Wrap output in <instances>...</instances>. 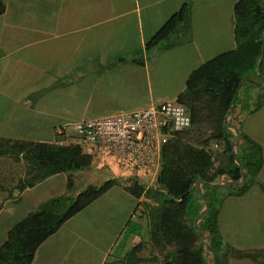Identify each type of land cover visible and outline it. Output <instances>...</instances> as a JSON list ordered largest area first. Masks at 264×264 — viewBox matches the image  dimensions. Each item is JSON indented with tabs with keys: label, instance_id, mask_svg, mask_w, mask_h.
I'll return each instance as SVG.
<instances>
[{
	"label": "crops",
	"instance_id": "obj_1",
	"mask_svg": "<svg viewBox=\"0 0 264 264\" xmlns=\"http://www.w3.org/2000/svg\"><path fill=\"white\" fill-rule=\"evenodd\" d=\"M0 1L3 139L53 142L56 126L81 121L70 117L85 120L175 101L193 69L235 45L232 6L237 0ZM183 5L188 8V28H178L147 53L145 43ZM135 56H141L142 65L131 62ZM257 78L253 80H261ZM252 85L239 84L238 95L248 103L259 97V107L244 112L236 105L228 121L258 145L261 164L241 194L218 187L216 226L223 264H264L260 258L229 254L234 250L264 256V85ZM70 137L65 135L63 143ZM250 152L238 139L236 153ZM156 174L95 157L88 168L53 174L11 198L0 195V243L17 220L43 201L115 180L45 238L29 264H161L173 248L150 241V215L161 202L153 192ZM131 179L143 188L138 198L123 188ZM192 199L196 201L194 191Z\"/></svg>",
	"mask_w": 264,
	"mask_h": 264
},
{
	"label": "trees",
	"instance_id": "obj_2",
	"mask_svg": "<svg viewBox=\"0 0 264 264\" xmlns=\"http://www.w3.org/2000/svg\"><path fill=\"white\" fill-rule=\"evenodd\" d=\"M2 12L3 4L0 1V14ZM232 15L234 47L204 61L189 73L175 101L189 114L190 125L187 129L171 133L160 148L153 192L161 197V202L150 215L149 236L151 244L159 248L165 245L173 248L172 253L163 255L161 264H212L210 254L192 227L193 220L203 206L194 188L195 181L202 178L205 182L213 183L221 176L237 181L240 177L239 168L230 155L229 143L233 134L222 125V121L230 104V113L236 105L244 112H253L260 105L259 97L248 103L239 97L237 89L244 76L258 79L254 72L257 62L258 72L264 76V54L258 61L261 31L264 29V0H237L232 6ZM180 27L188 28L187 5H183L164 22L145 43V51L148 53L159 42L167 40ZM130 60L133 64L142 65L141 56ZM241 85L253 86L246 78L242 79ZM234 126L238 130L239 139L245 141L251 149L247 156L236 153L246 180L241 188H232L230 191L241 194L249 187L250 180L260 168V149L239 132L238 125ZM211 143H215L217 149H213ZM0 156L11 157L23 164L24 173L17 178L13 187L17 192L53 174L85 169L91 163V156L73 142L57 144L0 138ZM115 183V180H106L98 186H85L73 196L61 194L43 201L7 230L0 243V264H29L36 247L45 238ZM70 184L67 178V189ZM260 186L264 189L262 184ZM201 187L209 206L198 223V229L215 252L216 264H223L218 255L221 241L216 226L217 207L221 200L219 188ZM123 188L133 198H138L143 192L142 186L134 179L129 180ZM193 191L195 202L192 199ZM136 248L133 247L131 252ZM229 254L253 261L262 255L260 252L234 250L229 251ZM130 264L137 263L135 261Z\"/></svg>",
	"mask_w": 264,
	"mask_h": 264
},
{
	"label": "built area",
	"instance_id": "obj_3",
	"mask_svg": "<svg viewBox=\"0 0 264 264\" xmlns=\"http://www.w3.org/2000/svg\"><path fill=\"white\" fill-rule=\"evenodd\" d=\"M190 117L176 101L165 100L143 108L76 121L54 128V143L65 135L91 156L107 157L117 167L156 173L160 148L173 132L187 129ZM216 148V144H212Z\"/></svg>",
	"mask_w": 264,
	"mask_h": 264
},
{
	"label": "water",
	"instance_id": "obj_4",
	"mask_svg": "<svg viewBox=\"0 0 264 264\" xmlns=\"http://www.w3.org/2000/svg\"><path fill=\"white\" fill-rule=\"evenodd\" d=\"M260 7H262V1L260 2ZM263 51H264V29L261 31V46H260V53H259L258 61L262 57ZM257 65H258V62L256 63L254 72L261 80L260 81H255V80H253L251 78H248V77L244 76L239 81V84L242 81V79L246 78V79H248L250 82H252L256 86H263L264 85V77L258 72ZM230 112H231V104L228 106V108L226 110V113H225V115L223 117L222 125L224 127H226L227 129H229L232 132V134H233V139L229 143V148H230V155L232 156L233 161L237 164V166L239 168V171H240L239 180L235 181V180H233L230 177L221 176L217 182H213V183L205 182V181H203L202 178H199V179H197L195 181V187H196V190H197V193H198L200 199L203 202V207L201 208V210L199 211L198 215L193 220L192 227H193L194 231L196 232V234L198 235L199 240L202 243L203 247L210 254L211 259H212V264H216V254L211 249L209 244L206 241H204V239L202 238V233L203 232L198 229V223L203 218V216L205 215V213H206V211L208 209V206H209V202H208L207 198L203 195V192L201 191L200 186L201 185H205V186L214 187V188H218V187H221V186H227V187H230V188L238 189V188H241L244 185V183H245V172H244L243 166H242L241 162L239 161V159H238V157L236 155V152H235V147H236L238 139H239V133H238L237 128L233 124L228 122V115L230 114Z\"/></svg>",
	"mask_w": 264,
	"mask_h": 264
},
{
	"label": "rangeland",
	"instance_id": "obj_5",
	"mask_svg": "<svg viewBox=\"0 0 264 264\" xmlns=\"http://www.w3.org/2000/svg\"><path fill=\"white\" fill-rule=\"evenodd\" d=\"M141 96L142 94H138L137 98H140ZM76 120H84V119H78L77 117L74 119L73 117H70L69 119V121H76ZM213 149H217V148H213ZM235 152H236V147H235ZM23 173H24V167L22 162L14 161L11 157L8 156H0V195L11 198L12 197L11 194L16 193V190L13 188L16 183V180ZM11 219H14V217H11ZM11 219H9V221ZM259 258L261 260L262 259L264 260V256H260Z\"/></svg>",
	"mask_w": 264,
	"mask_h": 264
}]
</instances>
